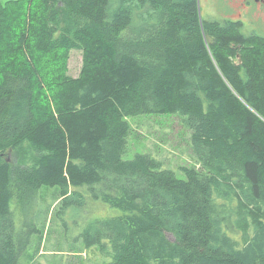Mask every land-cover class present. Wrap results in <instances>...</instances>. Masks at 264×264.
Instances as JSON below:
<instances>
[{"label": "trees", "instance_id": "16d2710c", "mask_svg": "<svg viewBox=\"0 0 264 264\" xmlns=\"http://www.w3.org/2000/svg\"><path fill=\"white\" fill-rule=\"evenodd\" d=\"M198 10L0 0V264L34 260L42 186L57 188L55 213L89 217L78 237L101 264H264V36ZM163 113L191 130L183 177L124 157L127 118Z\"/></svg>", "mask_w": 264, "mask_h": 264}, {"label": "rangeland", "instance_id": "374dc122", "mask_svg": "<svg viewBox=\"0 0 264 264\" xmlns=\"http://www.w3.org/2000/svg\"><path fill=\"white\" fill-rule=\"evenodd\" d=\"M198 1L201 10L212 11L213 14L207 15L201 11L200 18L202 19L223 20L219 18V15L231 13L233 8V3L229 0ZM259 33L264 34L262 30H259ZM81 64V51L70 50L66 62L68 74L77 76ZM183 118L184 116L179 113L141 114L128 117L131 130L124 157L131 158L136 152L149 153L162 161L163 167L172 169L178 177H183L181 168L196 164L191 148V130L184 124ZM56 189L52 186H42L39 190V198L35 207V224L41 232H31L29 244L25 248L28 255H34V260L30 261L27 256H21L18 264H30L31 262V264H36L37 260L42 264H49L46 260L61 262L60 264H101L103 256L97 253V247L93 245L86 247L82 239L78 237L80 226L86 220L88 221L89 217L86 216V219L81 213L77 217L79 223L74 225L66 217L67 215L55 213L54 208L58 203ZM31 218L32 216L29 218L30 224L34 221ZM23 222L24 216H21L18 223L20 232L25 230Z\"/></svg>", "mask_w": 264, "mask_h": 264}, {"label": "flooded vegetation", "instance_id": "af4514ba", "mask_svg": "<svg viewBox=\"0 0 264 264\" xmlns=\"http://www.w3.org/2000/svg\"><path fill=\"white\" fill-rule=\"evenodd\" d=\"M229 1L233 3L231 13L221 14L219 18L238 23L246 33H257L263 36L264 34L259 33V30L264 32V0ZM198 11L200 16L202 12L207 15L212 14V11L201 10L200 3Z\"/></svg>", "mask_w": 264, "mask_h": 264}, {"label": "water", "instance_id": "95a60500", "mask_svg": "<svg viewBox=\"0 0 264 264\" xmlns=\"http://www.w3.org/2000/svg\"><path fill=\"white\" fill-rule=\"evenodd\" d=\"M197 3H198V8H199V2H198V0H197Z\"/></svg>", "mask_w": 264, "mask_h": 264}]
</instances>
